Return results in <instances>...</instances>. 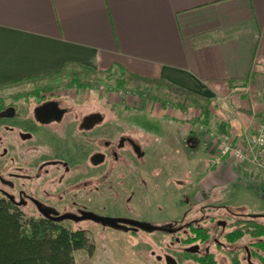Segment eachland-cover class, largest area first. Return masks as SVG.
Listing matches in <instances>:
<instances>
[{"label":"crops","instance_id":"crops-1","mask_svg":"<svg viewBox=\"0 0 264 264\" xmlns=\"http://www.w3.org/2000/svg\"><path fill=\"white\" fill-rule=\"evenodd\" d=\"M68 63L69 71L122 70L150 80L145 84L178 87L189 105L162 107L136 91L117 102L126 116L137 110L160 122L164 150L195 157L194 172H184L193 175L186 192L232 184L224 188L232 196L264 202V170L256 163L264 162V148L250 152L245 143L264 114V0H0V94L13 82L48 80ZM192 94L201 98L192 101ZM205 102L204 125L195 119ZM216 129L247 158L217 163L203 136ZM255 178L262 196L236 182Z\"/></svg>","mask_w":264,"mask_h":264},{"label":"flooded vegetation","instance_id":"flooded-vegetation-1","mask_svg":"<svg viewBox=\"0 0 264 264\" xmlns=\"http://www.w3.org/2000/svg\"><path fill=\"white\" fill-rule=\"evenodd\" d=\"M38 81L12 84L31 87L0 94V199L11 211L83 230L92 246V228H78L76 222L121 231L127 234L123 239L143 245L157 243L138 235L139 230L160 232V251L150 248L130 264H264V212L256 202L215 199L213 190L196 189L183 195V209L170 213L169 220L142 216L140 210L149 208L151 187L144 171L151 169L150 150L121 121L117 100H103L107 113L86 110L91 93L45 88ZM102 95L96 94V106ZM163 178L154 180L157 188ZM210 198L212 203H203ZM88 214L110 221L83 217Z\"/></svg>","mask_w":264,"mask_h":264},{"label":"rangeland","instance_id":"rangeland-1","mask_svg":"<svg viewBox=\"0 0 264 264\" xmlns=\"http://www.w3.org/2000/svg\"><path fill=\"white\" fill-rule=\"evenodd\" d=\"M120 80L123 82L121 86L118 85V81ZM74 82L79 83V85L77 86L73 84ZM37 84L41 87L44 86L45 88L55 86L62 89H70V92L72 93H91V96L85 100L86 103L83 105V108L86 110L97 108L104 110V113H107L108 103L103 100L108 99L110 101H119L122 94L125 93L130 96L132 92H137V90L154 95L155 97L170 103L171 107H174L175 105H189L187 100L188 96L183 92L165 87L162 88L160 87L161 85L154 86L150 83L145 84L143 82H138L135 79L129 78L127 74L119 72V70H111L99 74L84 73L80 70H77L76 72L68 71L60 77L55 78L54 81L47 82V80H42L38 81ZM92 85H94L93 88ZM30 87L31 85L22 87L11 86L4 91L11 94L13 92L25 91ZM97 93H103L102 100L100 99L102 101L100 106H96V102H94ZM201 105L202 103H200L199 107ZM115 107L120 110L121 121L126 120L127 124L131 125L130 131L128 130L130 134L137 140L142 141L145 139L146 147L153 152V157L150 161L151 169L144 171L149 186L151 187L147 197L149 208L140 210L142 211L141 214H144L142 216L147 215L150 219L158 222L161 220H169L170 213L183 209L182 207L184 204L181 203V198L184 197L183 195L192 184L191 181L193 179V175L191 176L192 178H188L184 172H194L195 159L193 160V158L195 157H190L188 153V155L184 154L180 149L164 150L165 141L162 139L164 138V132L162 131L163 128L158 120L154 118L151 119L146 113H138L137 110H132V115L126 116L128 109L124 103L117 104ZM197 119L198 118H196L195 121H197ZM223 134L226 133L219 129H216L215 131L206 130L205 133H203V136L214 145L215 155H217V150L221 144L218 137ZM156 136H158V138ZM229 139L235 144L230 136ZM186 151L193 155L195 147L190 148L187 146ZM162 177H164L163 183L157 188L154 184V180ZM175 180L185 181L186 184L180 185L179 183H175ZM236 182L241 185V187L252 189L262 196V183L258 178L247 182L244 180H237ZM226 186H217L213 188L215 199H218L222 195L221 197H223L224 200L231 199L232 197L234 203L243 201L250 205L254 204L252 200L246 199L243 196H232L233 194L229 190L226 191L224 189ZM232 186V184H228L227 188L231 190ZM213 200L214 198L206 199L203 203H212L210 201ZM257 207L260 211L264 212L263 201L258 204ZM37 216L36 213L29 214V217L37 218ZM75 226L78 228L91 227L92 232L90 235L93 236L95 242L93 244L92 256L86 255V253L81 250L76 253L77 260L80 264H130V260H135L137 254L146 253L150 248H154L155 252H159L163 238L158 231H146L141 229L138 231V235L149 237L152 243H157L156 246L155 244L143 245L137 240L123 239L127 234L121 231H117L116 234H114L112 233L114 231L111 230V228L100 226L88 220L76 222ZM145 239L147 240V238ZM132 262L134 264H144L139 261Z\"/></svg>","mask_w":264,"mask_h":264},{"label":"trees","instance_id":"trees-1","mask_svg":"<svg viewBox=\"0 0 264 264\" xmlns=\"http://www.w3.org/2000/svg\"><path fill=\"white\" fill-rule=\"evenodd\" d=\"M68 64L62 70L48 76V80H54L62 74L68 72ZM119 72L125 74L122 70ZM129 78L138 82H150L143 77L127 74ZM42 78H32L12 84L36 81ZM118 81V85H122ZM169 89L178 90L174 85H169ZM144 99L158 102L162 107L170 103L161 100L154 95L138 91ZM193 100L201 98L192 94ZM174 107H178L175 105ZM201 114L197 121L207 123L210 110L207 102L200 106ZM263 231V251H264V226ZM88 250L91 255L93 246L88 243V238L83 230L71 229L61 226L48 220L27 217L26 214L11 211L9 207L0 199V264H77L74 253L78 250Z\"/></svg>","mask_w":264,"mask_h":264},{"label":"built area","instance_id":"built-area-1","mask_svg":"<svg viewBox=\"0 0 264 264\" xmlns=\"http://www.w3.org/2000/svg\"><path fill=\"white\" fill-rule=\"evenodd\" d=\"M239 89H243V87L241 86ZM218 138L220 139L221 144L217 150V155H215V161L217 163H220L227 158H231L236 161H243L247 158L245 150L233 144L227 134L219 135ZM245 143L248 151H256L260 154L262 153L264 148V114L262 115L254 133H252L251 136L245 140ZM257 161V165L264 170V162L261 160Z\"/></svg>","mask_w":264,"mask_h":264},{"label":"water","instance_id":"water-1","mask_svg":"<svg viewBox=\"0 0 264 264\" xmlns=\"http://www.w3.org/2000/svg\"><path fill=\"white\" fill-rule=\"evenodd\" d=\"M41 213L43 214V215H46V211L45 210H41ZM67 217H70V216H67ZM83 217H91V218H93V219H95V220H101L103 223L104 222H109L110 221V219H107V218H101V217H98V216H95V215H92V214H88V216H86V215H84ZM139 225V224H138ZM140 226H143V227H145V228H147L148 226H145V225H140ZM251 264V263H250Z\"/></svg>","mask_w":264,"mask_h":264}]
</instances>
